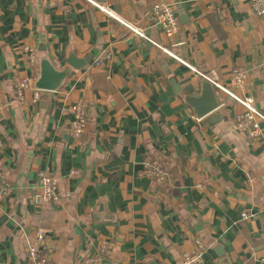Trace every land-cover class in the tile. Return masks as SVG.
Returning a JSON list of instances; mask_svg holds the SVG:
<instances>
[{"label":"crops","instance_id":"1","mask_svg":"<svg viewBox=\"0 0 264 264\" xmlns=\"http://www.w3.org/2000/svg\"><path fill=\"white\" fill-rule=\"evenodd\" d=\"M94 1L184 63L88 0H0V170L11 185L0 192V264H32L39 230L53 264H81L105 242L110 264H181L198 239L205 264H264V123L252 137L236 123L245 107L218 88L224 105L201 120L185 102L200 82L194 69L233 89L238 66L248 79L236 92L264 113V17L249 0ZM159 1L176 8L172 36L150 17ZM26 45L68 75L19 102L16 82L35 87L41 73ZM80 99L89 121L75 136ZM146 153L164 161L163 182L143 173ZM42 171L57 176L58 202L41 200Z\"/></svg>","mask_w":264,"mask_h":264},{"label":"built area","instance_id":"2","mask_svg":"<svg viewBox=\"0 0 264 264\" xmlns=\"http://www.w3.org/2000/svg\"><path fill=\"white\" fill-rule=\"evenodd\" d=\"M94 5L98 6L110 17L116 19L124 26H126L135 35L144 38L155 46L161 48L169 56H173L180 60L173 52L157 43L153 38L145 33V30L141 28L137 23L130 22L119 15L117 12L107 6L98 4L94 0H88ZM250 6L256 15L264 17V0H249ZM150 17L158 25L167 36L174 35L178 30V15L176 8L173 4L166 1L157 2L150 11ZM24 53L31 65L37 64V50L32 45L24 46ZM111 58V52L102 53V55L95 60V64L101 65L104 61ZM183 62L182 60H180ZM184 63V62H183ZM199 75L208 78L216 88L225 92L230 98L239 102L245 107V111L236 114V123L239 127L246 128L252 137L258 138L262 135V123H264V113H262L255 105L254 99L250 96L240 95L236 91L241 92L246 88V82L248 79V72L238 66H234L231 69L230 76L233 84V89H229L226 86L219 84L213 80L207 74L202 71L194 69ZM34 90L35 98L39 97L40 90L35 88L30 79H22L16 82L14 86L15 96L19 102H23L26 99V92L28 90ZM0 104H5L0 94ZM72 113L74 120L72 122V132L75 136L82 134L88 125V103L84 99L78 100L72 105ZM143 173L146 177L156 181L163 182L167 176L166 165L162 159L155 157L150 153H146L142 160ZM71 175H79V170H72ZM39 186H40V198L46 202H58L59 197V180L56 175L47 171H42L39 174ZM11 190L10 183L4 177L0 170V192L3 194L8 193ZM251 210H246L241 213L243 220L253 217ZM45 236L42 230L38 232V244L31 245L28 249L29 260L32 264H53V258L51 254V248L44 242ZM112 243L105 242L100 247L98 253L85 257L81 264H110L108 258L112 253ZM195 249L193 251H187L183 254L181 264H205V253L207 246L201 241L196 240Z\"/></svg>","mask_w":264,"mask_h":264},{"label":"water","instance_id":"3","mask_svg":"<svg viewBox=\"0 0 264 264\" xmlns=\"http://www.w3.org/2000/svg\"><path fill=\"white\" fill-rule=\"evenodd\" d=\"M89 58L82 62L75 64L76 67L85 65ZM38 66L40 67V76L35 83V87L39 90H56L61 85L63 79L68 75L67 70H58L50 62V60L43 58L42 54H38ZM215 85L206 77L201 76L200 82L196 87L188 86L187 91L190 93L185 102L194 110L195 118L201 120L205 116L213 113L217 108L224 105L221 98L216 93Z\"/></svg>","mask_w":264,"mask_h":264},{"label":"rangeland","instance_id":"4","mask_svg":"<svg viewBox=\"0 0 264 264\" xmlns=\"http://www.w3.org/2000/svg\"><path fill=\"white\" fill-rule=\"evenodd\" d=\"M242 105V104H241Z\"/></svg>","mask_w":264,"mask_h":264}]
</instances>
